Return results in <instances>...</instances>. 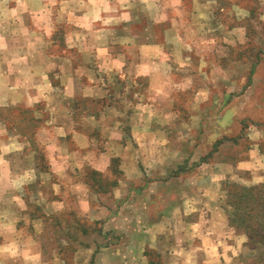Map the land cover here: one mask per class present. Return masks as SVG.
Wrapping results in <instances>:
<instances>
[{"label": "crops", "instance_id": "crops-1", "mask_svg": "<svg viewBox=\"0 0 264 264\" xmlns=\"http://www.w3.org/2000/svg\"><path fill=\"white\" fill-rule=\"evenodd\" d=\"M197 1L212 16L215 13L211 11L224 4L223 0ZM8 3L12 10L20 12L22 9L19 18L24 28L20 35L12 33L13 28L0 32V44L4 47L3 44L10 43L8 39L12 37L25 39V44L22 49L0 47V92L6 95L0 99V106L32 105L34 100L44 97L48 86L60 84L72 102L68 118L62 119L56 111L53 118H45L46 124L40 133L48 127L55 131L53 146L64 158V163L70 161L78 169L87 166L106 168L120 160V167L130 171V180L135 176L136 184H140L138 179L142 175L148 176L149 182L146 183L149 186L145 184V188L148 187L145 190L152 200L158 199V191L161 190L163 195L178 201L164 205L165 210L161 211H165V216L175 215L183 207L201 211V219L194 221L195 225L188 222L179 225L173 222L165 227L152 224L147 231L151 237L150 246L156 248L162 258L149 257L145 243L139 253L142 242L138 239L135 241V246H138L136 256L130 254L124 260L131 262L132 258L143 264H170L175 261L187 264L195 258L193 261L202 264H218L223 262L222 250L228 248L230 255L226 260L232 263L233 258L236 259L235 255L232 256L233 248L237 245L233 239L227 240L225 233L236 230L227 218L221 219L217 211L223 209L226 181L257 184L264 180V171L256 163L261 152L252 148L248 156L240 159L233 151H226L227 148L233 149V144L225 145L224 155L215 151L214 160L202 164V173L194 182L182 171L173 172L180 164L177 156L182 155L185 149L182 144L174 147V137L184 135L185 131L181 115L175 109L176 105H183L184 100L173 94L189 91L187 82L191 80L189 74L178 79L174 75L181 69L178 63L184 61L186 52L169 49L182 39L181 24L177 23L184 19L181 12L183 3L179 0H9ZM206 34L202 32V40ZM224 37L231 44L236 43L238 32L233 28L226 30ZM47 42L49 46L56 44L55 47L60 46L61 49H48ZM205 62L206 58L202 64ZM182 64L181 70L183 67L189 69L186 68L189 63ZM213 66L215 68L216 65ZM107 75L127 81L126 91L119 96L113 95L112 81ZM142 79H145L148 95L141 98ZM212 80L209 83L217 85V79ZM202 86L195 99L204 105L216 100L217 95L209 93L212 85L205 81ZM124 102L129 107L123 110L120 106ZM187 109L190 112L189 123L202 118L200 110ZM89 126L104 130L106 143L100 145L95 135L89 132ZM6 132L10 149L6 151L1 166L10 168L13 173L14 161L10 157L16 150L12 146V133ZM128 161L130 165H127ZM159 172L162 175L159 176ZM242 172H248V176ZM14 180L12 175L10 182ZM70 180L82 209H89L93 192L87 181L71 175ZM129 181L126 176L118 178L112 188H100L99 197L108 199L112 196L113 199L117 191L125 195ZM56 193L59 194L58 190ZM111 202L102 205L108 210ZM2 205L4 203H0V211L4 208L5 211H14V197L6 201L5 207ZM192 226L202 234V242L198 244L186 239ZM15 228L17 225L7 226L13 232ZM13 240L0 242V264H30L32 256L42 257L43 261V252L37 241H18L16 243L20 245L16 246L15 252ZM193 248L199 250L193 251Z\"/></svg>", "mask_w": 264, "mask_h": 264}, {"label": "rangeland", "instance_id": "rangeland-1", "mask_svg": "<svg viewBox=\"0 0 264 264\" xmlns=\"http://www.w3.org/2000/svg\"><path fill=\"white\" fill-rule=\"evenodd\" d=\"M8 1L0 0V32L13 28L12 33L20 35L24 28L19 18L22 9L20 12L12 10ZM179 1L183 3L181 12L184 19L182 23H177L181 24L182 39L169 49H183L186 52L184 61L178 65L182 69V62L186 63L184 65L190 64L186 67L188 71L185 67L183 70L179 68L174 75L178 79L189 74L191 80L187 82L190 85L189 91L173 94L184 100L185 105L175 106L181 115L185 132L180 137H174V147L182 144L185 149L182 155L177 156L178 159L175 158L180 164L173 172L182 171L194 182L202 173V164L214 160L217 151L224 155L226 148L223 147L232 144L234 148H227L226 151H233L240 159L248 156L250 149L258 148L261 153L256 163L264 171V0H223L224 4L214 10L208 7L213 10L211 12L215 13L214 16L202 8V3L197 0ZM33 27L38 28L37 25ZM232 28L238 32L237 41L233 44L224 37L225 31ZM202 32H207L203 40ZM8 41L11 44L7 42L3 44L4 47L0 44V47L22 49L21 46L25 44V39L21 37H12ZM47 45L48 49H61L60 46L55 47L56 44L49 46L47 42ZM205 58L207 62L202 64ZM106 77L112 81L113 95L119 96L126 91L124 86L127 81L113 75ZM214 78L217 79L215 86V82L209 83ZM205 81L212 85L209 93L217 96L212 103L204 105L195 98ZM145 83V79L140 81L141 98L148 95ZM5 96V93L0 92V99ZM71 103L60 84L54 83L47 87L44 97L37 98L32 105L16 103L0 106V203H4L2 206L5 207L7 200L10 201L12 197L15 199L14 211H5V208L0 211V242L14 239L15 246L12 249L16 252L19 244L16 242L37 241L44 262L41 261L42 257L32 256L30 264H143L132 258L131 262L124 260L127 255L136 256L138 246H135V241L138 239L142 242L139 253L145 243L149 257L162 258L160 252L150 246L151 237L147 231L152 224L165 227L173 222L177 225L188 222L195 225L194 221L201 219V211H190L191 208L183 207L181 211H174L175 215L165 216V211H161L165 210L164 205L178 201L163 195L161 190L158 191V199L152 200L145 190L148 188H145V184L148 185L146 182H149L148 176L142 175L138 179L140 184H136L135 176L130 180V171L120 167V160L106 168L87 166L78 169L70 161L64 163V158L53 146L55 131L48 127L40 133V129L46 124L45 118H53L56 111L59 117L67 120ZM128 107L124 102L120 109ZM187 107L200 110L202 118L189 123L190 112ZM87 128L100 145L106 143L104 130L92 126ZM7 130L12 133V146L16 150L10 157L14 161L13 173L10 168L1 166L6 151L10 149L7 146ZM219 139L222 142L214 148L215 141ZM203 157H206L205 160ZM159 173V176L162 175ZM242 174L248 176V172ZM12 175L15 176L14 182H10ZM70 175L87 181L88 188L93 192L89 209H82L70 182ZM123 176L132 181L127 183L125 195L117 191L113 199L112 196L108 199L99 197L100 188H112L113 182ZM138 186L140 189H137ZM109 201H112V206L108 204L107 210L102 204ZM223 201V209L217 212L221 219L227 218L229 222L231 208L226 204L225 190ZM12 225L18 227L15 232L7 229V226ZM233 228L236 232L227 231L225 238L235 241L237 246L231 255H235L236 259L233 258V262L229 263L226 257L230 252L224 248L223 262L218 264H264V247L253 246L243 229ZM186 239L198 244L202 242V234L192 226ZM197 250L193 248V251ZM194 259L187 264H202ZM170 264L182 263L175 261Z\"/></svg>", "mask_w": 264, "mask_h": 264}, {"label": "trees", "instance_id": "trees-1", "mask_svg": "<svg viewBox=\"0 0 264 264\" xmlns=\"http://www.w3.org/2000/svg\"><path fill=\"white\" fill-rule=\"evenodd\" d=\"M222 139L215 141L214 148ZM224 190L226 204L231 208L229 224L243 229L253 246L264 247V180L252 185L228 180Z\"/></svg>", "mask_w": 264, "mask_h": 264}]
</instances>
